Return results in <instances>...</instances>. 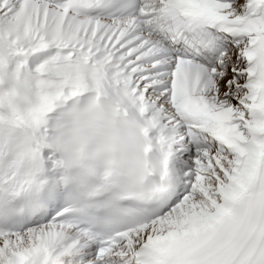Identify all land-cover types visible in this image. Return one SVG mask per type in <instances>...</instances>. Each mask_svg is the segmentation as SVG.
<instances>
[{"label":"snow or ice","instance_id":"snow-or-ice-1","mask_svg":"<svg viewBox=\"0 0 264 264\" xmlns=\"http://www.w3.org/2000/svg\"><path fill=\"white\" fill-rule=\"evenodd\" d=\"M0 264H264V0H0Z\"/></svg>","mask_w":264,"mask_h":264}]
</instances>
